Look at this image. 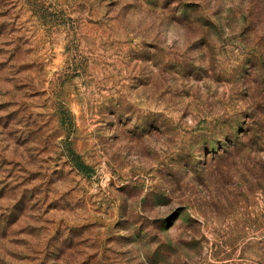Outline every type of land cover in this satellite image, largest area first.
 <instances>
[{
    "label": "rangeland",
    "instance_id": "374dc122",
    "mask_svg": "<svg viewBox=\"0 0 264 264\" xmlns=\"http://www.w3.org/2000/svg\"><path fill=\"white\" fill-rule=\"evenodd\" d=\"M261 26L245 0H0V264H258L264 147L209 150L263 105Z\"/></svg>",
    "mask_w": 264,
    "mask_h": 264
},
{
    "label": "trees",
    "instance_id": "16d2710c",
    "mask_svg": "<svg viewBox=\"0 0 264 264\" xmlns=\"http://www.w3.org/2000/svg\"><path fill=\"white\" fill-rule=\"evenodd\" d=\"M245 2L251 5L253 3L264 2V0H245ZM255 35L258 36L256 40H258L259 43L257 44H261V43L264 44V26L263 28L261 26L259 30H255ZM249 106L253 109L252 113L250 112L249 114V117L252 118L251 125L253 124V126H251V128H248V129L243 128V130L239 131L238 129L240 126L238 127V124L236 123L233 124L232 131L235 132V135L230 136L228 132L221 134L224 139L217 140L219 141V143L218 142L216 143L217 146L216 147L214 146L213 149L211 148V150H209L212 156L214 153L221 155L222 151L225 149L226 150L228 149L229 151L235 150L233 154H231L232 152L229 153L231 158L233 157V161H234L236 157H237L236 159L241 158L240 156H236L237 152L247 149V151L250 153L253 150H260V147H264V102H263V105H260L259 107L255 106L253 108L254 105L250 103H249ZM60 121L63 125H65L70 121V117L63 114L60 117ZM220 141H223V142H220ZM220 143L224 145H219ZM255 147H257L258 149H255ZM66 148L69 154L71 155V160L74 162V166L81 172L89 171L90 167L87 164H85L81 160V158L78 157V155H75L74 151L70 149L69 146H66ZM214 149L216 151H214ZM248 159L250 161V159L253 160L255 158L248 157L247 160ZM262 162H264L263 159H262ZM250 163L251 165H254V163H252L251 161ZM260 176L262 175L255 176V179L258 181ZM261 255L258 256L259 257L257 260L258 264H264V256H261Z\"/></svg>",
    "mask_w": 264,
    "mask_h": 264
}]
</instances>
